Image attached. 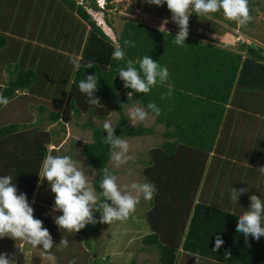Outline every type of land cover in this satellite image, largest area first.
I'll return each mask as SVG.
<instances>
[{
  "label": "trees",
  "instance_id": "trees-1",
  "mask_svg": "<svg viewBox=\"0 0 264 264\" xmlns=\"http://www.w3.org/2000/svg\"><path fill=\"white\" fill-rule=\"evenodd\" d=\"M22 3L23 1L20 2V4ZM91 6L96 8L94 5ZM56 8L57 15H64L60 19L61 22L68 23L66 29L69 32L66 31L60 36L67 39L70 34L71 40L85 38L81 57L79 60L74 58L81 62V69L77 70L73 63H70L67 65L68 68L71 66L70 76H67L68 70H64V74L60 70L58 77L60 79L62 75H65L71 81L69 87L72 88V91L71 97L68 95V99L72 103L67 100L68 106H71L77 114L81 110L96 112L94 105L87 103L86 96L78 88L81 79L86 78L87 75L96 74L100 87L95 96H98L101 102L113 105L118 113V121L115 126L116 135L133 138L154 134L153 126H143L142 124L131 126L126 109L132 104L139 103L146 107L149 102H155L161 109V114L156 117V121L164 122L167 127L175 126L174 131L166 132L168 136H178L186 148H189L190 145L189 138L193 139L190 146L192 152L197 154L195 155L196 162L189 161V164H186L185 158H179L176 154L177 141L165 142L151 148V158L144 171L146 182L154 183L157 188L154 198L148 202L150 209L147 210L146 215L153 231L145 235L144 241L154 243L158 247L160 264H176L180 248L228 264H256L254 260H258L257 255L261 250L259 248L257 251L255 245L262 244L264 237L257 242L249 238V242L246 244L244 236L239 234L235 228L238 216L200 201L195 202L198 184L193 179L188 181L189 186L185 188H181L180 185L171 187L167 180L176 173L177 175L181 174L179 170L184 172L187 170L190 175L191 172L195 173L197 165L201 166L204 160L203 155L207 153V150H210L214 138L213 135L211 136L209 128V124L214 122H209L207 116L215 109L213 113L215 126L219 124L223 109L230 100L234 88L264 90L263 49L256 51L252 45L248 46L243 43L241 47L245 51V55H243L206 44L189 35L185 45L177 46L173 42L174 36L177 34L167 30L161 32L159 28L141 23L133 18H127L124 21L121 29L116 32L117 44H114L112 39L104 33L101 27L96 25L93 18L75 0L57 1ZM249 9L250 15H252V0H249ZM219 16V13L214 15L216 18ZM2 19H0V50L6 45L9 46L8 43L16 32V25L12 21L7 20L5 24H2ZM75 24L80 28L76 29ZM124 40L135 41L136 46L125 50V60L113 59L114 49L117 46H123ZM79 43L77 41L74 45ZM145 55H149L154 61L167 67L169 79L164 84L154 87L148 94H135L133 97H128L127 93L131 89L124 88L123 82L118 74L116 75L117 70L119 67L125 66L127 60H132L138 67L139 60ZM88 63H91L94 68L85 70L83 65ZM114 77L115 79H113ZM34 78V70L23 71L19 73L16 80L11 81L2 90V94L10 100L16 89L28 86ZM63 78L62 80H64ZM169 85L172 87V95L166 96L164 94L168 92ZM180 108L182 109L180 110ZM104 111L106 109L100 112L101 116L105 114ZM50 115L52 119L59 118V113L52 112ZM203 117H206L207 120L205 121ZM88 126L92 128V141L83 146V154L88 159V165L97 171L102 167L112 169L108 165L110 161L109 147L102 142L103 136L106 135L103 125L89 123ZM17 127L16 124L0 127V143L3 137L16 133ZM199 138L201 141L197 140ZM203 150L205 151L203 152ZM198 155L199 159H197ZM11 165L13 169H11ZM21 165L16 166L15 163L3 159L0 164V175L3 174V171L16 174L18 176L15 178L12 176L13 182H18L21 180L19 174L24 176L20 171ZM112 171L115 175L119 174L114 169ZM28 173L27 176H29ZM99 178L97 175L96 181H94L97 191H99ZM31 183L34 184L33 180L30 181V190L32 191ZM26 195L34 208V217L38 218L35 216V213L38 212L45 228L51 232L56 230L57 226L49 214L53 201L49 202L48 206H44L41 202L44 208L42 211L37 207L39 203H31L30 193L26 192ZM94 215L98 220L99 213ZM101 225L100 222L89 224L78 234L82 236L87 245H91L90 237L99 231ZM217 235L222 236L224 244L216 252H212ZM226 249L230 250L231 255L225 256ZM261 259L264 261L263 258ZM96 261L94 260V264H97ZM130 264H135V261H131Z\"/></svg>",
  "mask_w": 264,
  "mask_h": 264
},
{
  "label": "crops",
  "instance_id": "crops-1",
  "mask_svg": "<svg viewBox=\"0 0 264 264\" xmlns=\"http://www.w3.org/2000/svg\"><path fill=\"white\" fill-rule=\"evenodd\" d=\"M28 2L29 4H32L34 2L39 7H43L41 13L38 14L39 10H37L35 12V16L31 17V5H28L26 8H24L23 3L20 4V2H18L17 8H7V0H0V8L1 5L3 6V8H7L5 10H0L2 12V17L4 18V20L12 21V23L16 25V32L8 44L10 45L14 41H18V43L20 41L23 42L26 39L25 42H28V46H30L29 50L32 51L28 52L26 50V52L23 53L24 44H20L19 46L8 50L13 54L10 63L13 68L7 67L6 64H3L4 58L3 62H0L2 64V67L0 69L2 80V82L0 83V93H2V90L6 86H8L11 81L17 79L19 73L28 71V69H32L35 71V78L28 86H26L29 87V89H26V87L16 89L13 96L10 98L8 105L0 106V127L9 126L12 124L18 125L16 133H13L10 136H5L1 140L0 164L2 163L3 159H6L11 163H15L16 166L22 164L20 171H22V174L24 176H20L19 174L21 180H19L18 182L16 181L18 191L23 193H30L31 203H39L37 207H39V209L43 211L44 208L41 202L44 206H48V203L51 202V200H49L51 197V192L49 191L48 193H45L44 191V189L47 188L46 181L43 185L39 184L40 177L38 174H42V161L48 154L70 155L64 154L58 148L56 150L48 149V146L50 144H56L55 137L58 134V131L55 128H51L48 130L47 125L52 122L54 123L55 121L61 120V123L66 127V124L70 123L69 117L71 111L74 112V110L71 106H68L69 103H67V100H70L68 99L69 97L67 98V96H65V94L56 95L50 90H41L42 82L44 83V85H46L45 83H47L49 75L54 71L53 69L48 72L46 68L51 61H56L55 50L63 47L65 51H74L71 60L74 58L79 60L82 54L81 52L83 50L85 38L81 37V39L74 38L73 40H71L70 34L68 35L67 39H63L62 36H59V38H55L57 33L59 32L58 27L62 25V27L67 28L68 24L63 21L61 22L60 20L64 15H57V0H32V3L29 0ZM21 11L23 12V15L21 14ZM6 12L7 15H5ZM10 16L11 19L9 18ZM32 18H34L33 24L38 26H36L35 29L29 32V24L32 23ZM37 20H39L38 23ZM71 24H73V22H71ZM40 26L42 27V29L40 28ZM69 26L71 27V25ZM79 28L80 26L78 25L77 27L76 25V29ZM66 31L69 32L68 29H64L63 34ZM34 33L35 38H32ZM37 36L39 37L38 43L35 42ZM77 41H79L80 43L78 45H74ZM32 43L35 45H31ZM204 43L219 47L224 50L235 53H242L243 55H245V51L241 48L242 45L236 46V44L234 43L228 44L224 42V44L212 42ZM41 51H43L42 55H40ZM41 57L42 61L39 63V58ZM70 61L68 62V64L71 63ZM4 70L6 72H4ZM60 70H62V67L58 68V72L54 74L56 76V79H58L59 77ZM67 81L68 83L71 82L70 80ZM36 82H38V84H36ZM71 91L72 90L69 87L70 97ZM255 92L258 91L234 88L230 100L227 102L223 109L221 120L217 126H215V117L213 116L215 109L208 114L209 116H207V119L209 120V122H214L209 124L211 136H214L212 145L209 148L210 150H207V153H204L203 163L201 164V166L199 165L200 168L197 165L195 173L191 172L189 175V172L187 173V170H185V172L179 170L181 171V174L177 175L176 173L172 175V177L167 180L168 184L171 185V187L174 185H180L181 188H185L189 186L188 181L190 182V179H193V181L198 184L196 186L197 197L195 199V202H203L204 204L210 205L211 207H216L217 209H221L235 216H238L244 209L246 210L249 207L250 195H264V175H261L256 171V169H258L259 167L264 166V108L262 107V101L264 100H257ZM75 96H77V94H75ZM39 99H47V101H50L46 103V105L49 106H51L50 103H57L59 105V107H57L58 110H51L56 111L54 113H59V118L52 119V117H50L51 115H49L51 113V110H49L47 116L48 119H51L52 122L45 124V117H43V115H40L39 113L45 112L47 107L44 108L45 105H40L36 101ZM57 100L58 102H56ZM100 103L103 102L100 101ZM133 105L141 106L139 103L132 104L130 106ZM98 106L99 107H97V105H94L96 112L98 111L100 113L104 109H107L106 107H103V104H100ZM195 106L197 107V104ZM181 109L182 108H180V110ZM82 111L85 110H81V112ZM106 112L107 111H104L103 113L106 114ZM74 114L77 115V113L75 112ZM150 115L154 118L155 124L162 127L163 130V139L159 142L158 145H162L165 142L168 143L177 141L176 146L178 150L176 151V154H178L179 158H185L187 160L186 164H189V161L191 163L196 162L195 155L197 154H194V152H192L193 150L190 146L192 145L193 139L189 138L190 145L189 148H186L185 144H183L178 136L172 137L173 135L168 136L166 134L168 130L170 132L174 131L175 126L171 125V127H167L164 122H157L156 117H154L152 114ZM203 119L205 121L207 120L206 117H203ZM88 124L89 122L85 123L84 125L87 127ZM64 126L59 127V129L65 130ZM197 140L201 141V138ZM204 151L205 150H203V152ZM150 153L151 151H149L148 154L149 159L151 158ZM19 154L21 155V157H19ZM199 158L200 156L198 155L197 159ZM85 159L87 158L85 157ZM149 159L146 162L147 164ZM146 167L147 166L144 165V169H142L141 171L143 175ZM27 173L29 174V176H27ZM2 175H11L14 178L18 176L6 171H3ZM31 180H33L34 182V184L31 183V186L33 185L32 191L30 190ZM233 186L237 189H239L240 187L249 188L248 192L242 193L239 196L237 205L229 199V188ZM48 194L50 195L49 197H47ZM222 195L226 197V202H223L224 199ZM148 202L150 201H147V203ZM149 209L150 206L146 207V209H142L140 215L138 214L139 217H142L143 219L140 220L141 226L137 228V232L149 234L153 231V229L150 227L148 221L149 219L146 216ZM59 214L61 213H57V215ZM43 226L45 227L44 223ZM115 229H113L112 232H115ZM49 232L50 234L55 233L54 238H61L62 232L59 231L58 228L52 232ZM74 235L80 236V234L78 233H75ZM263 243L264 242H262V244ZM262 244L259 243L258 245H255V247H257V251L259 248L261 250L257 255L258 260H254V263L256 264L264 263V261H262L261 259H264V244L263 246ZM25 246H28V244L26 243ZM43 251L46 256L50 257V255H52L51 250ZM190 254V252H187L180 248L176 264H191L192 260L195 263L200 264H228L227 262H223L218 259L206 258L200 255H198V260L196 261L195 257ZM158 259L160 262V254L158 255Z\"/></svg>",
  "mask_w": 264,
  "mask_h": 264
},
{
  "label": "clouds",
  "instance_id": "clouds-1",
  "mask_svg": "<svg viewBox=\"0 0 264 264\" xmlns=\"http://www.w3.org/2000/svg\"><path fill=\"white\" fill-rule=\"evenodd\" d=\"M75 1L86 10L96 25L101 28L106 25L103 18L96 17L98 13H93L91 5L98 9L95 8L96 11L101 12L106 9L108 0H90L91 4L86 3L88 0H83V3ZM144 3L160 7L167 6L171 12V22L179 28L173 41L177 46L186 44L185 41L189 35V20L192 14L201 20L212 21L216 13H222L226 20L235 21L240 25H244L252 19L249 0H144ZM167 23L169 20L165 18L159 28L161 32L166 30L164 25ZM238 36L242 40L246 39L240 33ZM110 38L113 40L112 36ZM244 44L251 45L248 41H244ZM135 46V41L124 40L123 46H117L114 49L112 58L118 61L125 60V50ZM70 62L77 70L81 69L80 61L72 59ZM83 67L85 70L94 68L91 63L83 65ZM117 74L123 82L124 88L131 89L127 93L128 97H133L135 94H148L154 87L164 84L169 79L167 67L154 61L149 55H145L139 60L138 67L132 60H127L125 66L118 68ZM99 87L96 74L87 75L78 83L80 92L86 96L87 103L90 105H100V98L95 96ZM164 95H172L171 85ZM8 103L9 98L0 93V106H7ZM150 114L154 117L161 114V109L155 102H149L146 107L132 106L128 112V120L132 123L144 122ZM103 130L106 135L103 136L102 142L108 145L109 158L114 166L119 168L127 164L131 159L129 141L123 138V135L115 134L116 127L111 122H105ZM41 169L42 174H38L39 184L43 185L46 181L48 190L54 194L49 214L53 217L58 230L68 235H74L87 225L97 222L111 224L114 221H126L134 212L141 197L145 201H151L157 191L152 182L121 184L118 182L117 175L107 167H102L97 171L89 166L86 171L83 162L70 155L48 154L42 161ZM256 171L264 175V166L259 167ZM97 175L100 177L98 180L99 191L94 186ZM248 190V187L239 189L234 186L230 187L229 199L237 205L239 196ZM249 200V207L238 215L235 224L237 232L244 236L246 244H248L249 238L259 241L264 237V195L252 194L249 196ZM57 213L61 214L57 215ZM95 213H99L98 220ZM4 237L25 241L32 248L42 246L40 249L45 251L54 247L52 235L43 226V221L34 217V208L26 193L18 191L17 184L13 182L11 175H0V239ZM59 244L67 247L69 240L63 238ZM223 244L222 236L217 235L212 252H216ZM190 255L194 256L196 261L198 260L197 253ZM229 255L231 252L226 249L225 256ZM50 258L52 257L50 256ZM0 264H14V261L8 257L7 253H0ZM68 264H77V261L72 259Z\"/></svg>",
  "mask_w": 264,
  "mask_h": 264
},
{
  "label": "rangeland",
  "instance_id": "rangeland-1",
  "mask_svg": "<svg viewBox=\"0 0 264 264\" xmlns=\"http://www.w3.org/2000/svg\"><path fill=\"white\" fill-rule=\"evenodd\" d=\"M28 1L29 0H23V5L24 8H26L28 5L32 6L31 17L35 16V12L37 10H39L38 14L41 13L43 7H39L34 2L32 3V0H30L32 4H29ZM57 1L59 2V0ZM252 1V19L245 26L240 25L235 21L226 20L222 13H219L220 16L218 18L214 17L212 21L201 20L198 16L192 14L189 20V36L203 42H224L228 44L234 43L236 46H240L244 43V41H248V43H250L256 51H259L258 49H263L262 55L264 56V0ZM18 2H22V0H7L6 7L17 8ZM86 3L91 4V1L88 0ZM107 4L108 5L106 6V9L101 12L96 11V9L93 7L92 11L93 13H98L96 16L98 19L101 17L105 20L106 25H103L102 28L105 33H108L106 34L109 36V38L111 36L113 37L112 41L114 44H117L116 32L121 29L124 21L127 18H133L137 21H141L157 28H160L165 18H167L169 23L164 25L165 29L172 33L178 34L179 28L175 23L171 22V12L167 9L166 5L162 7L148 5L144 3V0H108ZM6 7L3 8L1 5V9L3 10L7 9ZM0 13L1 19L3 17L2 12ZM21 14L23 15L22 11ZM5 15H7V12ZM9 18L11 19V16ZM33 20L34 18H32V23L29 24V32L38 26L33 24ZM5 21L6 20L3 18L1 23L5 24ZM38 21L39 20H37V23ZM40 28L42 29L41 26ZM64 29L66 28L61 26L59 28V33L57 35L55 34V38H59L60 35H63ZM239 33L242 34L246 39L242 40V38L238 36ZM34 36L35 33L33 34L32 38H35ZM36 38L37 39H35V42L38 43L39 37L37 36ZM25 40L23 42L20 41L19 43L18 41H14L9 45V47H7V45L3 47L0 51V62H3L4 58L3 64H6L7 67L13 68V66L10 64L13 54L8 50L17 47L20 44H24L23 53H25L26 50L28 52H32L29 50L30 46H28L29 44L28 42H25ZM31 45L35 44L32 43ZM73 52H68L67 50L65 51L63 47L55 50L56 61H51L46 68L48 72L53 69L54 71L49 75L48 81L45 83L46 85H44L42 82L41 90H50L56 95L65 94V96L68 98L69 84H71V82H67V76H70L69 71L71 70V66L68 68L67 65L73 57ZM42 54L43 51L40 52V55ZM41 61L42 57L39 58V63ZM1 67L2 64L0 63V69ZM60 67H62V74H64V70H68L67 76L62 75L64 80H62V77L60 79H56V76L54 75L58 72V68ZM4 72L6 71L4 70ZM1 82L2 80L0 74V83ZM36 84H38V82H36ZM26 89H29V87H26ZM257 91L258 92H255L257 100H264V90ZM36 101L40 105H45L44 108L47 107L45 112L39 113L45 117L44 123L48 124L52 122L47 116L49 110L56 109L57 111V107H59V105L57 103H50L51 106L46 105V103L50 102L47 101V99H39ZM56 102H58V100ZM70 103L72 102L70 101ZM100 104H103V107L107 108V112L103 116H101L98 111L96 113L82 111L80 114L76 115L74 114V110V112L71 111L69 117L70 123L66 124V127L61 123V120L48 124V130L55 128L58 131V134L55 137L56 144H50L48 149L56 150L58 148L64 154L72 155L77 160L83 162L84 168L87 171L89 165L83 154V146L92 141V128L90 126L86 127L84 124L91 122L92 124L103 125L105 122H111L114 126H116L118 121V113L113 105L108 103ZM97 107L99 106L97 105ZM131 107L132 106L126 109L127 115ZM262 107L264 108V101H262ZM53 110H51V113L56 112ZM138 124H142L143 126H153L155 133L152 135L125 138L129 141V155L131 156V159L127 164L117 168L114 166L111 160L109 161L108 165L112 169L119 172L117 177L118 182L121 184L146 182V178L141 171L144 169V165L147 166L146 162L149 159L148 154L149 151H151V148L157 146L163 139L162 127L155 124L154 118L151 115L144 122H130L131 126H136ZM61 126H64L65 130H60L59 127ZM19 157H21L20 154ZM11 169H13L12 165ZM129 172H131V175H129ZM44 191L45 193H48L50 190L45 188ZM50 195L51 197L49 200L53 201L54 194L51 193ZM50 195L48 194L47 197ZM225 196L222 195L224 199L223 202H226L227 200ZM146 203L147 201L143 200L141 197L139 204L134 210V213H132L126 221H114L111 224L102 223L99 231L91 235L89 240L91 241V245H87L82 236L68 235L67 233L62 232L61 238L56 239L54 238L55 233H51L54 241V247L51 249L52 255L50 256L52 258H50L49 256L45 255L43 250L40 249L41 246H38V248H32L30 245L25 246V241L4 237L3 239H0V253H7L8 257L14 261V264H68V262L72 259H75L77 264H94V260H97V264H130L131 261H135V264H160L158 259V247H156L154 243H146L144 241L145 235H147L146 233L143 234L142 232H137V228L141 226L140 220L143 219L142 217H139L140 212L142 209H146V207L150 206L149 203ZM35 216L41 220L38 212L35 213ZM113 229H115V232H112ZM63 238H67L69 240L67 247L59 244ZM191 264L200 263H195L192 260Z\"/></svg>",
  "mask_w": 264,
  "mask_h": 264
},
{
  "label": "bare ground",
  "instance_id": "bare-ground-1",
  "mask_svg": "<svg viewBox=\"0 0 264 264\" xmlns=\"http://www.w3.org/2000/svg\"><path fill=\"white\" fill-rule=\"evenodd\" d=\"M185 56H186V55H185ZM165 59H166V58H165ZM227 64H228V63H227ZM228 65H229V64H228ZM215 68H216V67H215ZM215 68H214V69H215ZM211 69H212V68H211ZM215 70H216V69H215ZM177 72H178V71H177ZM214 74H215V73H214ZM181 81H182V80H181ZM227 96H228V95H227ZM183 130H184V129H183ZM189 130H190V129H189ZM177 140H178V139H177Z\"/></svg>",
  "mask_w": 264,
  "mask_h": 264
},
{
  "label": "built area",
  "instance_id": "built-area-1",
  "mask_svg": "<svg viewBox=\"0 0 264 264\" xmlns=\"http://www.w3.org/2000/svg\"><path fill=\"white\" fill-rule=\"evenodd\" d=\"M80 3H83V0H78ZM99 1H101V0H99Z\"/></svg>",
  "mask_w": 264,
  "mask_h": 264
}]
</instances>
